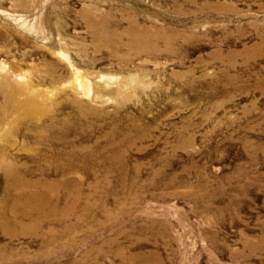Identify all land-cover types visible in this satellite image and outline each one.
<instances>
[{
	"label": "rangeland",
	"instance_id": "374dc122",
	"mask_svg": "<svg viewBox=\"0 0 264 264\" xmlns=\"http://www.w3.org/2000/svg\"><path fill=\"white\" fill-rule=\"evenodd\" d=\"M0 264H264V0H0Z\"/></svg>",
	"mask_w": 264,
	"mask_h": 264
},
{
	"label": "bare ground",
	"instance_id": "6f19581e",
	"mask_svg": "<svg viewBox=\"0 0 264 264\" xmlns=\"http://www.w3.org/2000/svg\"><path fill=\"white\" fill-rule=\"evenodd\" d=\"M82 81V80H81ZM80 85L82 86V87H84L85 88V91H86V93H87V95H90V85H89V82H87V81H82V82H80ZM83 88V89H84ZM84 91V90H83ZM92 91V90H91ZM85 93V94H86ZM38 194V193H37ZM36 197V195H32V194H30V195H22V196H19L18 197V199H32V198H35ZM38 199V198H37ZM44 199V198H43ZM35 200V199H34ZM26 201V200H25ZM32 201V200H31ZM17 202V201H16ZM19 202V201H18ZM43 202V201H42ZM37 203V202H36Z\"/></svg>",
	"mask_w": 264,
	"mask_h": 264
}]
</instances>
